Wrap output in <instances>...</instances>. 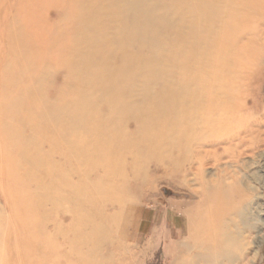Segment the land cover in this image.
Masks as SVG:
<instances>
[{"label":"rangeland","instance_id":"374dc122","mask_svg":"<svg viewBox=\"0 0 264 264\" xmlns=\"http://www.w3.org/2000/svg\"><path fill=\"white\" fill-rule=\"evenodd\" d=\"M106 1L0 0V264H205L188 261L200 249L188 254L181 246L195 212L205 222L215 209L213 194L220 195L207 190L204 204L194 206L195 187L208 178L191 167L205 159L216 164L205 175H219L221 230L232 239L219 256L211 252L220 261L207 264H227V251L235 254L233 264H264V178L254 191L260 207L250 208L259 214L243 228L249 199L239 183L225 180L237 151L220 144L216 157L203 152L209 140L241 129L255 136L254 150L264 138V0H216L207 8L141 0L158 7V18L174 10L177 22L197 17L190 56L174 46L182 36L163 27L157 42L140 35L142 26L132 45L110 42L118 24L93 27L111 11ZM88 11L94 21L79 25L77 17ZM113 12L116 20H134ZM92 28L104 34L102 48L84 39ZM123 61L129 63L105 98L104 69ZM172 90L184 95L171 107ZM248 152L236 160L257 166L262 153ZM187 206L196 207L194 214ZM215 231L200 240L210 242Z\"/></svg>","mask_w":264,"mask_h":264},{"label":"bare ground","instance_id":"6f19581e","mask_svg":"<svg viewBox=\"0 0 264 264\" xmlns=\"http://www.w3.org/2000/svg\"><path fill=\"white\" fill-rule=\"evenodd\" d=\"M102 1H106V0H101V2ZM215 3H216V0H190V4L191 5L189 7H192V6L196 7L197 6L199 8H204V7L207 8V7L215 6ZM104 5L105 6L109 5V7H107V8H109V9L111 8V11L113 10L114 12L117 11V12H120V13L131 14V15L134 16V20L132 22H125V21H122L120 19H118L119 21L116 20L117 17H111V16H113L112 14H110L111 11L108 12L107 14L105 12L103 15H99V18H101V21L98 20L97 21L98 23H96V25H94L93 27H96L98 29L101 27V30L105 31L106 30V26H108L109 24L110 25L111 24H113V25L118 24L117 32H114L112 34L111 38L108 39L110 42L115 43L116 45H121L122 42L125 43V44L132 45L134 43V40L138 39L139 34L136 31H137V28L141 27V26L143 27V31L144 32L141 31L142 33H140V35H143L144 38H147L149 41L150 40H154L155 42H157L156 33L159 31L160 27H163L164 29H169V30H171L173 32L176 31L180 36H182V40L178 39V41H177L178 43L174 44V46L179 47L181 50H183L185 52V54H188L190 56L194 48L192 46L190 47L189 43L191 41H193L192 43H194L199 38L190 29V27L197 20V17L195 15H194V17L186 16L185 20L188 19L187 21L181 20L180 22H177L178 20L176 18V13H177L176 11H178V10H176V11L174 10V13H172L171 17H167V18H164V19L163 18H158V15L156 14L158 7L157 6H153V5L148 6V5L144 4V3H142L141 0H107ZM189 7L185 8L181 12H183L184 15H188V13L190 12V8ZM192 15H193V13H192ZM208 16L213 17V13L209 14ZM94 18H95V14L92 11H88V12H85V14L79 15L77 17V23L79 25H82V26H83V24H90L91 22L94 21ZM105 18H107L106 21H104ZM109 18H111V19L109 20ZM178 23L181 24V25L185 24L184 25L185 30L182 29V27H179ZM92 31H95V33L91 34L90 36H86L84 39L87 42L89 41V43L91 44L92 48H95L97 42L99 41L98 40L99 36H100L101 39L102 38L104 39V34H102V33L99 34L98 30L95 29V28H92L91 33H92ZM97 47H101L102 48V43L100 42L99 44H97ZM128 63L129 62L123 61V63L120 64L119 66L116 65L115 67H110V66H106L105 67L104 74L102 76L103 80L101 82V88H100V93L105 98L109 97L111 95V93H112V91L114 89V87L112 86V83L120 76V72H121L120 70L125 68L123 66L124 65H128ZM90 65L94 68V66L91 63H90ZM119 67H122V68H119ZM160 72H161V75L164 73V71H160ZM189 86L190 85L188 84L187 85L188 89H189ZM122 87L124 88V86H122ZM119 88L122 89L121 87H119ZM188 93L189 92H186L185 96H186V98L190 99V96L187 95ZM182 95H184V94L177 93V92H175V90H172L171 93H170V96L168 98V105L170 104V106L172 107L175 104V102H176V98L178 96H182ZM104 105H105V103H104ZM187 114L189 116H191L190 115L191 112H187ZM241 120H242V118L240 117V118L237 119L236 122H241ZM261 124H262V122H261ZM129 125H131V124H129ZM190 129H191V127H190ZM214 129H215V125L210 127V130L212 131V134H213L212 137L214 136V133L215 134L218 133L217 132L218 128L216 129L217 131L214 130ZM235 129L237 130V128H235V126L233 125V128L231 127L230 130H228V131L231 132V131H234ZM261 131H263V130H261ZM191 132H192V130H189L188 134L191 135ZM236 133H232V135L229 136V138H226V139L209 140L206 143V145H204V147H203V145H201V146L203 147V152H204L206 157H211V156L216 157L217 156V151L219 149V145L220 144L223 145L225 152L230 153L231 151H233V152L236 153V151H237V155L236 156H233V155L229 156L230 160H228V164L231 165L230 167H232V168H231V171L229 170L231 174L230 175L228 174V177L225 180H229L230 183H234V182L235 183H239V186L242 188V189L240 188L242 190V194H241L242 199L244 198L247 201L249 199L248 206H246L245 209H242L243 213H242V217H241V223H242L243 228H244V227H246L250 217L251 218L252 217H256L259 214L258 212L254 214L252 209L250 210V208H254V206L256 208L260 207V201L258 202L255 199L259 200L261 196L258 193H254V191L258 190V188H259L258 185L261 184V182H262V180L264 178V138L262 139V141L259 144V149L258 150H254L251 147L252 144H249V143H250V141H252L254 139L255 136H252L248 130H243V129L238 130V132H236ZM88 137H89V135H88ZM248 151H250V153L254 157L257 155L256 151H259V152L262 153L261 160L259 159L260 161L259 162L257 161L258 165L257 166L254 165L255 168L252 166L255 163H249L248 162L249 163L248 164V163H246L247 161L243 160V162L241 164H239L240 162L238 161V159L236 160L237 156L238 157H245V156L248 157L247 156L248 153H249ZM79 152L80 151H78V153ZM199 152H202V151H199ZM258 154H260V153H258ZM98 156H100V155H98ZM74 157H76V155H74ZM81 159L82 158H80V160ZM106 162L107 161H105V166H106ZM213 163H214V161L211 164V162L209 160H206V159L202 160V161L199 160V162L197 163L198 164L197 167H193V166L191 167L192 171H194L196 174L198 172H201L203 174V178L205 176H206V178H208L207 180L205 179V183L206 184L202 188L195 187L196 186L195 183L193 185L191 184V186L196 188L195 190H196L198 196L200 197V201H198V203L194 204V206H198V208H200V206H202V204H204V200H205V197H206L204 195V193L207 190L208 191H215L216 190L220 195L213 194L214 195L213 198H214V200H216L215 209H211L210 210L209 207H208L209 210H208V212L206 213V215L204 217V219L206 221L203 222V223L198 220L197 212H195V214H194V212H192V210L195 209L196 207H191V206H187L186 207V211L188 213L191 212L190 214H194V215H193V217L190 220L189 236H188L187 239H185L182 242L181 246L183 248V252H185V250H186V252L188 254L192 250L196 251L197 249H200V253L194 252L193 255L192 254H191V256L189 255L190 256V258H188L189 262H192V260H193L196 263L200 262V261H203V263H205V264H207L208 262L211 263V262H214V261H216V263H217L220 260L218 261V258H216L214 254L212 255L211 252H213V251L217 252L216 254H217V256H219V254H221V252L224 251L226 249V247H228L229 245L232 244V239L228 235V229H227V232H224V231L221 230L222 226L223 227L226 226V222H225V218H224L225 213H224V211L221 210V206H220L221 200H222V196H221L222 193L220 191V184H219L220 182H218L219 181L218 180V176L219 175L217 174V172L216 173L215 172L214 173L213 172L212 173H207V175H205V172H206V170L208 168V165H211V166H215L216 165V164H213ZM97 166H100V165H97ZM92 167L90 169H92ZM225 168H227V167H225ZM93 169H94V167H93ZM89 172L91 173V171H89ZM106 174H107V172H106ZM195 180L197 181V178ZM187 182H189V180H187ZM216 183H218L219 187L217 186ZM102 186H104V185H102ZM105 188H106V186H105ZM246 190H248V191H246ZM113 192H114V190H113ZM119 196H120V194H119ZM242 199H241V201H243ZM253 200H254V202H253V205H252V201ZM118 202H119V199H118ZM65 204H66V202H65ZM207 229L213 230V231L217 230L219 232V234L216 236V238H214V236L212 235L213 239L210 242L201 241L200 240L201 239V235L204 234ZM212 234L215 235L216 233H212ZM250 239H249L250 240L249 242H251L252 239L254 241L255 238H250ZM234 255L235 254L232 253L231 251H227L226 257L229 259L228 260L229 262H231V263L234 262V259H235ZM246 258L247 259L249 258L248 254H247ZM178 260H181V259H178Z\"/></svg>","mask_w":264,"mask_h":264}]
</instances>
